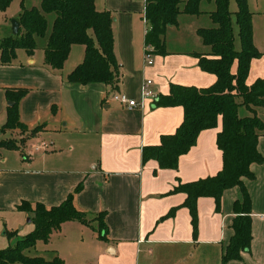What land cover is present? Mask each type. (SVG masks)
<instances>
[{
    "label": "crops",
    "instance_id": "1",
    "mask_svg": "<svg viewBox=\"0 0 264 264\" xmlns=\"http://www.w3.org/2000/svg\"><path fill=\"white\" fill-rule=\"evenodd\" d=\"M145 6V0H96L99 12L109 11L115 18V52L122 70L116 89L104 83L81 85L67 80L84 60L81 45L72 47L61 72L47 68L45 52L39 55L37 50L31 57L26 53L24 61L0 64L1 135L11 132L1 130L7 120V88L30 90L20 103V119L41 128L32 135L11 132L19 148L10 151L20 152L21 160L4 156L0 149V225H23L27 216L34 215L19 209L22 204L60 206L81 184L83 189L74 199L76 207L91 218L106 213V241L89 226L66 222L45 244L51 247V260L59 257L64 264L75 257L76 264H221L234 235V208L243 201L241 188L224 192L221 212L213 198H199L196 232L189 209L183 207L186 194L172 193L180 184L214 177L222 170L223 154L217 145L221 120L217 128L199 135L196 145L179 159L177 169H161L156 161H143L144 149L160 145L162 137L174 134L184 121L182 106L158 104L170 94L171 86L204 89L217 81L200 68L197 51L167 48L168 55H152L153 63L145 62ZM214 8L206 3L202 15ZM202 15H189L185 22L197 32L201 28L196 19ZM179 25L167 30L166 43L169 30ZM206 26L202 28L216 25ZM262 64L261 59L252 61L248 86L264 79ZM236 69L237 65L233 72ZM148 80L153 82L155 98L143 97ZM115 92L126 94L139 106L129 109L117 103ZM43 143L47 150L34 152ZM258 149L264 156V130ZM252 171L255 179L245 180L252 201V244L241 260L228 264H264V163L253 165ZM172 210L174 215L166 217Z\"/></svg>",
    "mask_w": 264,
    "mask_h": 264
},
{
    "label": "trees",
    "instance_id": "2",
    "mask_svg": "<svg viewBox=\"0 0 264 264\" xmlns=\"http://www.w3.org/2000/svg\"><path fill=\"white\" fill-rule=\"evenodd\" d=\"M11 2L12 0H0V10L5 11ZM204 3L214 5L215 8L209 15L216 26L198 30L199 37L211 51L195 55L199 58L200 68L215 75L217 81L204 89L171 86L170 94L162 97L158 104L163 107L182 106L184 121L174 134L163 136L160 145L144 149L143 161H156L161 169H177L179 159L196 145L199 135L217 128L219 121H222V130L217 137L218 148L223 154L222 170L214 177L180 184L172 193L186 194L183 207L189 209L196 232L199 198H213L216 210L221 212L224 192L234 187L241 188L243 201L236 202L234 208V235L221 262L228 264L241 260L242 253L251 247L252 201L245 180L255 179L252 166L264 163V156L258 149L264 122L257 115V109L264 107V79H258L252 86L247 85L252 61L263 55L254 45L252 14L248 1L237 0L236 23L241 50H237L235 46L229 0H146L144 19L148 30L145 45L150 48L151 55H168L167 30L179 25L181 15L204 14ZM49 15H55L50 31ZM16 20L20 23L19 33L13 35L11 31L8 37L0 40L1 65H13L18 50H24L28 56H33L38 49L37 40L43 38L46 39L45 66L61 72L72 47L81 45L85 47L84 60L68 75L67 80L81 85L104 83L116 89L122 78V70L115 52V18L109 11L99 12L96 0H41L39 8L29 9L23 3ZM235 65L237 69L233 72ZM29 93L30 90L26 88L6 89L7 120L2 131L23 130L32 135L41 130L40 127L30 129L20 119V103ZM240 107L247 109L251 115L241 117ZM22 142L23 140L20 141ZM18 148L16 140L0 141V149ZM82 189L83 184L60 206L47 208L43 204L34 207L28 203L22 204L19 209L34 215L32 222L35 229L19 240L16 246L0 250V264H64L59 257L46 260L43 257H31L27 252L39 241L48 244L52 235L60 231L66 222L76 221L89 226L101 240L106 241V213L102 212L91 218L75 205V195ZM174 213L175 210H172L166 217H172Z\"/></svg>",
    "mask_w": 264,
    "mask_h": 264
},
{
    "label": "rangeland",
    "instance_id": "3",
    "mask_svg": "<svg viewBox=\"0 0 264 264\" xmlns=\"http://www.w3.org/2000/svg\"><path fill=\"white\" fill-rule=\"evenodd\" d=\"M248 1V7L250 10V13L252 14V24H253V35H254V45L257 48V50L263 55L262 58H260L263 61L262 65H259L260 67L264 68V0H247ZM25 5L26 8H32L37 7L39 8L41 5V0H12L11 4L5 11L0 10V37L6 38L11 34L12 31V20H16L19 18L20 12L22 10V5ZM206 3L202 5V8L205 9ZM229 6H230V12L232 14V22H233V28L236 38V49L241 50V41L239 38V30L236 23V12L238 10L237 7V0H229ZM49 21V31L52 28V24L55 18V15H49L47 16ZM189 15H182L179 18L180 25L178 28H171L168 32V39L167 40V48L168 51L173 52H192L197 51L200 54L209 52L210 48L206 46L203 41L200 39L198 35V31H194L190 25L185 22L186 20H189ZM196 23L198 27L202 28L205 27H213L214 23L211 21L209 15H202L199 19H196ZM146 28H148L146 26ZM46 43V39L39 38L37 40L38 49L37 54L42 55L44 54V50L42 48V45ZM209 50V51H208ZM26 58V52L24 50H20L17 53V62L24 61ZM240 102V100H238ZM258 115L260 114L261 118L264 120V107L258 108ZM239 115L241 117L251 115L250 112L245 109L244 107L239 108ZM259 117V116H258ZM260 118V117H259ZM260 118V119H261ZM33 126H29L30 129ZM14 131H20L23 135H26L25 131L23 130H14ZM13 132V131H11ZM7 133L5 135H1L0 133V140L1 139H10L14 137V139H11V142L13 140H16L17 137L13 133ZM51 132H56V130H51ZM13 134V135H12ZM46 140H49L48 138L50 136L45 135ZM2 154L4 156H14L16 160H21L20 152L14 153L13 151H8L6 149L2 150ZM1 163V159H0ZM35 225L32 222V218L30 216H27L26 219L23 222V225H20L16 228H10V226L4 227V224L1 223L0 225V250L8 249L10 247L16 246L17 242L21 239H23L25 236L30 234L32 231H34ZM93 229V228H92ZM16 233V235L12 236L11 234ZM11 235V236H10ZM46 243L39 241L37 245L29 250L27 252V255L31 257H43L46 260H51L50 255V248L45 245ZM78 262V258L75 257L73 260H70V264H76ZM132 262V261H130ZM91 264H95L92 262H89Z\"/></svg>",
    "mask_w": 264,
    "mask_h": 264
},
{
    "label": "built area",
    "instance_id": "4",
    "mask_svg": "<svg viewBox=\"0 0 264 264\" xmlns=\"http://www.w3.org/2000/svg\"><path fill=\"white\" fill-rule=\"evenodd\" d=\"M145 22H146V20H145ZM149 52H150V48L146 47L145 62H147L148 64H152L153 63L152 55ZM152 84H153V82L151 80H148L143 86V97L145 99L156 97L154 95L153 91L151 90ZM113 100L116 101L117 103L123 105V106H126L129 109H134V108H137L139 106V103L136 100L129 98L126 94L121 93V92H115L113 94ZM47 148H48V145L46 143H43L40 146L35 147L34 152L46 151Z\"/></svg>",
    "mask_w": 264,
    "mask_h": 264
},
{
    "label": "water",
    "instance_id": "5",
    "mask_svg": "<svg viewBox=\"0 0 264 264\" xmlns=\"http://www.w3.org/2000/svg\"><path fill=\"white\" fill-rule=\"evenodd\" d=\"M12 34L13 35H17L19 33L20 30V23L17 20H12ZM9 105H12L11 103H9Z\"/></svg>",
    "mask_w": 264,
    "mask_h": 264
}]
</instances>
